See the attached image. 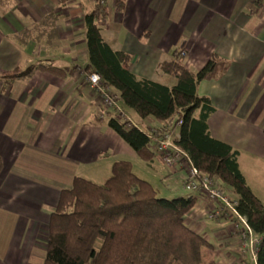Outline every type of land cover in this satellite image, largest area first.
Segmentation results:
<instances>
[{
  "label": "crops",
  "instance_id": "0c3cea01",
  "mask_svg": "<svg viewBox=\"0 0 264 264\" xmlns=\"http://www.w3.org/2000/svg\"><path fill=\"white\" fill-rule=\"evenodd\" d=\"M86 1L0 4V264H44L50 215L79 170L113 154L139 157L106 125L109 110L84 71ZM257 1L127 0L118 11L112 0L114 11L102 26L107 42L130 55L137 76L166 85L175 79L159 66L176 49L185 51L184 63L193 73L213 54L229 62L222 75L200 82L198 94L215 108L208 120L212 136L239 152L248 185L264 201V10ZM50 13L59 16L57 38L17 42L19 33ZM40 62L67 74L38 71L10 85L1 78ZM140 120L150 129L160 126L152 117ZM217 207L198 197L185 217L208 241L204 260L249 264L250 252L232 216L210 218Z\"/></svg>",
  "mask_w": 264,
  "mask_h": 264
},
{
  "label": "trees",
  "instance_id": "16d2710c",
  "mask_svg": "<svg viewBox=\"0 0 264 264\" xmlns=\"http://www.w3.org/2000/svg\"><path fill=\"white\" fill-rule=\"evenodd\" d=\"M11 1L0 0V4ZM60 1L65 5L70 0ZM126 1L115 0V8L124 10ZM108 3L95 0L85 14L88 63L84 71L87 76L99 74L102 86L111 89L116 100L140 119L157 120L160 126L155 137L172 133L175 145L199 171L224 183L237 198V211L260 239L256 264H264V201L248 185L240 169L239 152L212 136L208 120L215 108L210 98L198 94L200 82L222 75L229 62L213 54L193 73L184 63L183 50L176 49L159 66L175 84L139 77L131 70L130 55L114 49L104 37L102 23L111 13ZM256 4L264 10V0ZM58 21L59 16L50 13L19 33L16 40L21 45L51 42L58 37ZM38 71L67 74L40 62L5 72L1 78L10 85L27 81ZM105 123L147 164L158 156L152 133L117 109L107 112ZM197 200L193 193L172 199L159 197L152 183L138 176L126 160L115 161L102 184L76 176L72 186L61 191L50 215L44 264H217L204 260L208 241L186 223L185 217Z\"/></svg>",
  "mask_w": 264,
  "mask_h": 264
},
{
  "label": "built area",
  "instance_id": "2783aa9c",
  "mask_svg": "<svg viewBox=\"0 0 264 264\" xmlns=\"http://www.w3.org/2000/svg\"><path fill=\"white\" fill-rule=\"evenodd\" d=\"M181 54L183 56L186 55L185 51H182ZM87 77L90 84L99 91L104 109L115 108L122 116H125L122 107L116 100V96L112 95L111 89L102 86L101 76L97 73H92ZM150 132L154 141L153 149L163 164L167 167H179L187 170L184 187L189 192L198 195V197L218 204V207L210 212V218L219 219L232 216L234 225L242 234L245 247L256 263V250L260 239L249 226L246 217L237 211V198L230 194L220 179L212 178L199 171L188 155L175 145L172 133L166 132L162 136L155 137V128L151 129Z\"/></svg>",
  "mask_w": 264,
  "mask_h": 264
},
{
  "label": "rangeland",
  "instance_id": "374dc122",
  "mask_svg": "<svg viewBox=\"0 0 264 264\" xmlns=\"http://www.w3.org/2000/svg\"><path fill=\"white\" fill-rule=\"evenodd\" d=\"M89 1L86 2H88V7H89L88 10H91L93 4H90ZM108 6L110 7V10L113 12L114 4L112 0H109ZM122 110L124 111L125 116L127 115V118L130 119L132 118L131 120L132 122H134V124L141 126V128L145 130L148 131L151 130L150 124L142 122L138 117V115L132 109L126 106H122ZM119 160H126L132 162L134 165V172H136L137 175H139L140 177L141 176L146 177L144 179L146 180L148 179L150 183H152V185L158 191L159 197L172 199L173 197L191 195V192H189L184 187V180L187 175V170L185 168L182 169L179 167L177 168L167 167L166 165L163 164V162L158 156L154 158L155 165L150 167L149 165L145 164V162L139 157L133 160L131 156H129L128 154L122 156L113 154V156H110L109 158H104V160H102L101 162H98L96 164L94 163L90 166L80 169L78 175L79 177H83L95 183L102 184L110 176L112 164L115 161H119ZM143 167L146 169L142 170ZM232 196L234 197L233 194ZM249 257H250L249 258L250 260H248L249 264H256L254 258L251 256L250 253H249Z\"/></svg>",
  "mask_w": 264,
  "mask_h": 264
}]
</instances>
